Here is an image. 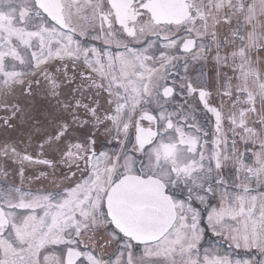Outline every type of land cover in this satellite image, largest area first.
I'll list each match as a JSON object with an SVG mask.
<instances>
[{
  "label": "flooded vegetation",
  "instance_id": "obj_1",
  "mask_svg": "<svg viewBox=\"0 0 264 264\" xmlns=\"http://www.w3.org/2000/svg\"><path fill=\"white\" fill-rule=\"evenodd\" d=\"M8 1L0 0V14L13 16L8 20L0 18V23H4L0 24V52L7 50L6 54L0 53V68L8 66L9 61L22 63L23 52L36 59L37 50H49L54 44L63 54L53 57L54 64L41 69L37 77L25 79V92L34 82L39 91L36 97L46 103L31 127V140L20 137L0 144V241L14 252L0 254V264H189L184 250L177 257L155 255L154 251L181 220L177 202H191L186 193L187 180L177 174L172 164L154 166L152 148L162 124L148 110L152 105L140 112L136 111L137 105L131 112V101L118 106L117 84L105 82L106 56L123 49L121 44H129L139 35L144 42L159 39L168 43L172 37L169 29L185 24V36L175 45L183 56L202 42L205 53L220 43L244 53L242 30L233 31V27L245 25L246 0H187L190 16L179 25L154 24L143 8L149 0H58L61 25L43 14L33 0L28 6L17 4L14 10L4 6ZM257 3L252 5L249 0L252 24L257 23ZM14 22L15 26H11ZM40 25L49 32L44 34ZM153 27L167 31L164 36L149 32ZM262 27L264 32V24ZM198 29L202 31L200 40L193 34ZM187 39L193 40L190 53L181 52L186 49L182 46ZM82 60H92V66L101 69L91 74L87 72L88 62L80 64ZM2 72L8 75L12 71ZM201 90L187 84L188 95L195 96L199 107L210 117L215 139L219 113L207 92L198 100ZM4 97L0 96V130L10 132V119H14L19 108ZM127 118L123 125L122 119ZM166 123L163 128L169 130ZM148 129L156 132L155 139L149 144L139 142L138 135ZM210 160L214 162V157ZM131 175L141 180L159 179L174 202V224L157 242H134L108 218V191L121 178ZM216 182L210 178L211 186ZM202 192L206 206L191 202L194 213L200 215L202 234V241L191 256L194 264H204L202 255L208 247L219 253V237L212 234L207 222L216 192ZM236 253L243 257V251ZM213 259L210 264H217L216 256Z\"/></svg>",
  "mask_w": 264,
  "mask_h": 264
},
{
  "label": "rangeland",
  "instance_id": "obj_2",
  "mask_svg": "<svg viewBox=\"0 0 264 264\" xmlns=\"http://www.w3.org/2000/svg\"><path fill=\"white\" fill-rule=\"evenodd\" d=\"M29 2L9 0L4 6L14 10L17 4L28 6ZM255 3L258 9L257 23L252 24L253 19L248 14L249 0H246L243 9L245 25L243 28L233 27V31L242 30L246 43L244 53L227 49L221 43L218 48L217 44L211 46V51L205 53L202 42L192 53L183 56L175 50V45L185 36V28L188 27L185 24L181 28L169 29L172 35L169 44L159 39L144 42L142 35L129 44H121L123 49L116 52L117 58L115 52L106 56L107 70L104 72L105 82L117 84L118 106L131 101V112L137 108L136 105V111L140 112L148 104L152 105L148 110L162 124L158 140L152 148L153 164L155 167L172 164L177 174L186 178V193L192 203L198 205L205 202L202 191L210 183L211 177L219 179L220 172L216 167L221 165L229 179L224 188H215L216 206L207 216L209 230L220 238L226 233L223 240H228L236 250H252L253 255L260 253L259 264H264V1L256 0ZM1 17L8 20L13 16L4 13L0 14ZM11 26H15V22ZM41 29L44 34L49 32L45 26ZM252 30H255L253 34ZM166 31L164 27H153L149 32L164 36ZM193 34L200 40L202 31L194 30ZM37 51L36 59L23 52L22 63L9 61L8 66L0 68V80H9L0 82V96L7 95L5 100L16 103L19 108L14 119H10L13 129L10 132L0 130V144L15 142L20 137L31 140V127L35 126L40 111L46 105L36 97L39 91L34 82L25 92V79H33L41 69L52 66L53 57L61 56L63 51L55 44L49 50ZM2 52L6 54L7 50ZM89 61L82 60L80 64L88 62L87 72L97 74L101 68L92 66V60ZM4 70L12 72L7 75L2 72ZM187 84L194 89H205L211 103L218 108L219 128L215 141L212 121L199 107L195 96L188 95ZM165 86L173 88L172 97L163 98L161 95ZM47 110L50 112V109ZM165 121L171 123L169 130L163 128ZM127 122L128 118L122 119L123 125ZM8 146L4 148L5 151ZM244 149L247 155L243 162L240 157ZM213 155H216V167L210 162ZM191 202H177L178 213H182L181 220L167 240L155 247V255L177 257L184 250L188 263L194 264L195 259L191 256L202 241V234L200 215L194 213ZM1 241L0 254L14 253L6 246L7 243ZM214 245L217 248V243ZM222 245L224 251L219 253L209 247L205 249L207 253L202 255L203 263L210 264L215 256L217 264L256 263L254 258L240 260L242 257L232 250L226 251L225 243Z\"/></svg>",
  "mask_w": 264,
  "mask_h": 264
},
{
  "label": "water",
  "instance_id": "obj_3",
  "mask_svg": "<svg viewBox=\"0 0 264 264\" xmlns=\"http://www.w3.org/2000/svg\"><path fill=\"white\" fill-rule=\"evenodd\" d=\"M34 1L51 21L61 25L58 0ZM143 8L154 23L179 24L189 16L185 0H150ZM191 42L186 41L182 49L185 46L186 51L192 49ZM172 92L167 87L162 94L170 97ZM155 135V131L148 130L140 134L139 140L150 141ZM164 189L163 184L156 179L141 180L127 176L116 182L106 198L112 224L134 241L150 242L162 237L175 217L173 203Z\"/></svg>",
  "mask_w": 264,
  "mask_h": 264
}]
</instances>
